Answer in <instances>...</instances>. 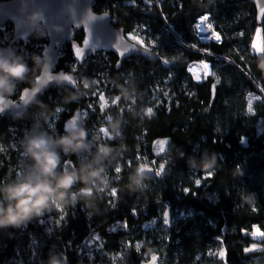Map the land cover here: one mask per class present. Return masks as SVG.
<instances>
[{
    "label": "trees",
    "instance_id": "obj_1",
    "mask_svg": "<svg viewBox=\"0 0 264 264\" xmlns=\"http://www.w3.org/2000/svg\"><path fill=\"white\" fill-rule=\"evenodd\" d=\"M93 7L109 12L129 39L130 34L137 35L157 57L132 55L117 67L115 53L98 51L80 64L73 56L71 44L63 45L57 69L73 72L75 66L78 87L82 88V77L97 83L91 89H82L83 95L70 103L64 100L74 88L52 86L38 98L53 113L46 123L41 120L42 127L53 135L62 133L65 120L81 110L88 113L84 127L92 151L97 143L118 150L111 160L104 161L107 185L100 190L98 209L83 208L82 203L61 204L19 229H0L1 264H43L50 250L63 252L68 264H146V257L151 255H145L143 246L136 250L140 241L153 249L157 264H264V253L244 252L253 243L264 248V237L250 235L255 228L264 232V92L260 91L264 88V74L257 68L258 55L250 50L257 29H261L264 46V18L258 21L255 3L94 0ZM206 13L210 14L214 29L221 33L222 44L200 41L194 34L193 24ZM13 31L10 21L0 26V46L10 42ZM83 37V30H76L75 39L80 42ZM48 42L47 32H33L26 42L17 40L12 47L32 67V54L43 53ZM190 44L209 49L211 55L189 47ZM164 59L169 63L164 64ZM194 60L209 62L220 83L216 84L211 75L202 82L195 81L187 71ZM38 74L39 70L35 76ZM33 78L30 74L18 82L10 98L19 100L22 90L33 85ZM118 85H124L136 96L135 104L121 96L118 104L112 105ZM94 92L103 93L109 104L106 110L101 111L99 95H92ZM143 107L152 108V115L143 117ZM56 108L65 109L58 118ZM39 111L34 103L19 119L0 114V181L14 177L26 166L28 161L21 157L20 141ZM118 114L122 136L108 139L99 133V128L107 127L108 120ZM160 140L168 141L163 145L164 152H159L161 146L156 142ZM205 151L217 154L211 177L189 165V158L199 163ZM90 156L91 152H83L80 158ZM64 160L75 163L77 157L65 156ZM161 163H165V171L157 176ZM236 165L243 169V176L234 175ZM117 167L121 168L120 173H116ZM137 167L153 170H144L150 177L144 181L147 187L130 192L128 178ZM196 179L201 184L197 185ZM113 189H117L115 197L111 195ZM245 189L256 193L254 203L241 200L240 193ZM165 211L169 213L168 225L162 223ZM153 219L155 224L150 223ZM124 222L127 228L121 226ZM97 235L98 241L94 238ZM221 250L224 258L210 254Z\"/></svg>",
    "mask_w": 264,
    "mask_h": 264
},
{
    "label": "clouds",
    "instance_id": "obj_2",
    "mask_svg": "<svg viewBox=\"0 0 264 264\" xmlns=\"http://www.w3.org/2000/svg\"><path fill=\"white\" fill-rule=\"evenodd\" d=\"M27 19L35 35H46L40 27L48 25L43 11L34 10ZM52 29L62 31L59 25H52ZM31 59L32 67L13 48H0V110L8 107L18 82L25 81L30 74L34 77L31 82L37 87H44L49 83L45 73L50 72L53 67L52 58L44 52L32 54ZM256 63L258 70L264 74V54L257 56ZM37 70L40 72L39 79L35 76ZM56 77L58 85L64 83L59 74ZM96 83L95 79L82 77V88L73 86L74 90H69L64 103L78 100L83 95L82 89H91ZM121 96L125 101L136 103V96L124 85H118L117 97ZM30 99L38 105L40 111L32 127L20 141V148L23 149L21 157H26L28 161L26 166L20 168L14 177L0 181V229H19L33 218L51 211L56 205L75 206L82 203L83 208L98 209L96 201L101 199L100 190L107 185L104 161L111 160L118 150L112 145L97 143L95 151H92L88 130L82 125L76 124L71 128L65 125L62 133L53 135L41 125V120L46 123L53 113L42 101L35 97ZM149 109L150 107L142 108L143 117L152 115ZM14 118H22V114L14 113ZM121 124L119 114L108 120L111 138L122 136ZM83 152H91L90 158L81 159ZM71 155L77 157L75 163L69 160L62 162L63 157ZM216 155L214 152L209 155L205 151L199 163L189 158V165L197 171L213 173L216 169ZM234 175H244L240 165H236ZM149 178L146 171L137 167L129 175L128 190L134 192L147 187L144 181ZM240 198L251 204L256 199V193L245 189L240 193ZM91 214L93 213H89ZM141 246L146 248L145 255H152L153 249L150 246L143 241ZM43 264H68V261L63 252L50 250Z\"/></svg>",
    "mask_w": 264,
    "mask_h": 264
},
{
    "label": "water",
    "instance_id": "obj_3",
    "mask_svg": "<svg viewBox=\"0 0 264 264\" xmlns=\"http://www.w3.org/2000/svg\"><path fill=\"white\" fill-rule=\"evenodd\" d=\"M94 0H1L0 1V26L8 21L13 23L14 31L10 42L5 46H0V48L12 47V44L17 40H22L26 42L28 38L33 34L34 30L28 23V16L34 10H41L48 22V25H41L44 30H46L49 42L44 47L43 53L46 52L52 58L51 74L56 76L63 72L67 75H72L74 78V73L72 71H66L64 69H57L59 62L60 51L67 42L71 44V49L73 51V56L78 63H83L90 54H95L98 51L113 52L117 55V67H119L122 62L131 57L132 55L142 56L147 59H153L157 57V54L150 49L148 53L138 45L136 49L126 52L124 55L120 53L124 50V47L131 42L125 33L123 27L117 26L112 20L111 15L107 11H96L93 7ZM257 8V19L259 22L263 18L260 17L258 6L253 0ZM52 25H59L62 27V31H54ZM76 30H83L84 37L79 42L75 39ZM26 33V35H25ZM124 37L123 40L120 38ZM88 40V44L84 41ZM74 46H78L83 49V58L77 59L74 55ZM14 49V48H13ZM40 75V72L37 76ZM58 85L55 80L49 81L47 86L40 87L42 91L35 96L27 97L28 102L25 103L21 99V95L24 89L36 88L34 84L32 86L26 87L22 90L19 100L9 99V104L1 115L14 113H21L24 115L34 102L30 97H35L38 99L52 86ZM60 85H67L73 88L71 84L65 82ZM77 86V85H76ZM82 112L81 110L75 111L68 119L64 122V128L66 122L77 112ZM86 123L85 117L77 121V125L84 126ZM1 264V262H0Z\"/></svg>",
    "mask_w": 264,
    "mask_h": 264
},
{
    "label": "snow or ice",
    "instance_id": "obj_4",
    "mask_svg": "<svg viewBox=\"0 0 264 264\" xmlns=\"http://www.w3.org/2000/svg\"><path fill=\"white\" fill-rule=\"evenodd\" d=\"M134 2V0H133ZM145 3L147 4H151L152 3V0H144ZM157 2H159V0H157ZM257 6H258V11H259V15L261 18H264V0H255ZM210 21V14H205V15H202L198 18V22L194 25V34H196L198 36V39L200 41H214L216 42L217 44H222L223 43V39H222V36H221V33L220 32H217L214 30V27H213V24ZM201 32H208L209 35H199V33ZM26 35V33H25ZM239 35H243V33H239ZM260 35H261V29H257L256 30V37L253 39L251 45H250V50L257 54V55H260V54H264V46H260L259 48L257 47V41L260 39ZM121 40L124 39V37H121L120 38ZM130 41L131 42H134V43H129L127 46L124 47V50L120 53V55H124L126 52L130 51V50H134L137 48V46L139 45L145 53H148L150 51V48L149 46H146L145 43H144V40L139 38L137 35H131L130 34ZM85 44H88V40L86 39L84 41ZM154 43V41H153ZM181 44H184V41H181ZM189 47L191 48H196L197 51H201V52H204L205 54H208V55H211V52L209 51V49H199L197 47L196 44H190L188 45ZM83 49L78 47V46H74V55L75 57L79 60V59H82L83 58ZM225 59H228L227 57ZM240 59L243 61L244 60V57L241 56ZM229 62H231L229 60ZM163 63L164 64H168L169 63V60L167 59H164L163 60ZM198 67H200L202 70H203V75H204V78H207L208 76H214L215 79H216V84H219L220 83V77L216 74V72L212 69V66L206 62V61H201L199 65H197ZM189 72H193V68L190 66L189 67ZM75 71V66H73V72ZM45 75L47 76L48 80L49 81H54L57 77L52 75L51 74V71L50 72H47L45 73ZM59 78L65 82H68L69 84H71L72 86H76L77 85V81L76 79L72 76V75H67V74H64L63 72H61L59 74ZM171 78V77H170ZM197 80H200V76L199 75H196L195 77ZM37 79H39V76H37ZM216 84H214L212 87H213V92L215 91V87H216ZM42 91V88L40 87H36V88H32V89H24V92L23 94L21 95V99L24 100L25 103L28 102L27 100V97L29 96H35L37 95L38 93H40ZM261 92H264V88H261L260 89ZM92 95H99V107L101 109V111H104L106 110L108 107H109V104L108 102H106L105 100V97L103 95V93H92ZM164 95L167 96L168 93L167 92H164ZM251 95V94H250ZM120 97H115L111 103L112 105H116L118 104V102L120 101ZM155 99V97L153 98ZM256 99H260V97H256ZM88 108L89 109H92L93 108V105L92 104H89L88 105ZM251 101H249V111H251ZM65 111V109H62V108H56L55 112L57 114V118L59 116V114L61 112ZM153 109L150 108L149 109V112L152 113ZM0 112H3V110H0ZM88 113L87 112H77L76 115L72 116L67 122L65 125H67L69 128L75 126L77 124V121L79 119H82L84 116H87ZM53 126V125H50V127ZM99 133L100 134H103L105 137H107L108 139H111V137L109 136V130L107 129V127H100L99 128ZM241 141L243 142L244 141V138H241ZM157 144H159L161 147L159 149V152H164V148H163V145L167 144L168 141L166 140H160V141H157L156 142ZM3 149L0 148V151H2ZM157 155H159V153H157ZM155 164V162H153V165ZM142 165H147V163H144ZM142 170H147V171H152L153 169L152 168H147V169H142ZM116 173H120L121 172V168L120 167H117L115 169ZM165 171V163H161L159 165V168L156 170L155 174L157 176H160L163 172ZM213 173L211 172H207V176L208 177H211ZM117 179L119 177H116ZM195 183L197 185L201 184V180L200 179H196L195 180ZM185 192H188L189 190L188 189H184ZM117 194V189H113L111 191V195L113 197H115ZM114 206V205H113ZM57 208L61 207L60 205H56ZM255 210V209H254ZM135 210H133V215H135ZM151 224H155L156 223V220L153 219L151 222ZM162 223L164 225H168L169 224V213L167 211H165L163 213V220H162ZM122 227L124 228H127V223L124 222L122 225ZM149 225H145V227L147 228ZM243 231V230H242ZM246 235H248L249 233L245 232ZM250 235L254 238H257V237H264V232H261L259 230V228H255L254 231H252L250 233ZM95 240H100V237L97 235L94 237ZM219 239V238H217ZM130 245H125V247H129ZM136 250L137 251H140V248H141V241L140 242H137L136 245ZM262 252L264 253V248H258L257 247V244L256 243H253L251 246L249 247H246L244 248V252L246 253H252V252ZM210 254H213V255H218L220 258H224L225 256V253L223 250L219 251L218 253H210ZM157 260H158V257L155 255V254H152L151 255V259L148 261V264H157Z\"/></svg>",
    "mask_w": 264,
    "mask_h": 264
},
{
    "label": "built area",
    "instance_id": "obj_5",
    "mask_svg": "<svg viewBox=\"0 0 264 264\" xmlns=\"http://www.w3.org/2000/svg\"><path fill=\"white\" fill-rule=\"evenodd\" d=\"M206 14H209V13H206ZM205 15V14H204ZM198 22V20L193 24V26ZM211 22V21H209ZM215 30V29H214ZM216 31V30H215ZM218 32V31H217ZM199 35H209L208 32H201L199 33ZM201 61H205V60H194V61H191L189 64H188V67H187V71L188 73L192 76V78L195 80V81H198V82H202L204 80H206L207 78H204V75H203V70L198 67L197 65L200 64ZM207 62V61H206ZM209 63V62H208ZM210 64V63H209ZM211 65V64H210ZM192 67L193 68V72H189V67ZM196 75H199L201 78L200 80H197L195 77Z\"/></svg>",
    "mask_w": 264,
    "mask_h": 264
},
{
    "label": "crops",
    "instance_id": "obj_6",
    "mask_svg": "<svg viewBox=\"0 0 264 264\" xmlns=\"http://www.w3.org/2000/svg\"><path fill=\"white\" fill-rule=\"evenodd\" d=\"M257 42H258V43H257L258 48H259L260 46H262V34L260 35V39H259Z\"/></svg>",
    "mask_w": 264,
    "mask_h": 264
},
{
    "label": "rangeland",
    "instance_id": "obj_7",
    "mask_svg": "<svg viewBox=\"0 0 264 264\" xmlns=\"http://www.w3.org/2000/svg\"><path fill=\"white\" fill-rule=\"evenodd\" d=\"M181 214H182V211H179V212H178V215H181ZM148 256H149V255H148ZM150 259H151V257H150L149 259H147V257H146V261H145L146 264H148V261H149Z\"/></svg>",
    "mask_w": 264,
    "mask_h": 264
}]
</instances>
